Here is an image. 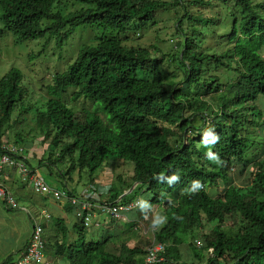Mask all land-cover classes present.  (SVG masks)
<instances>
[{"label": "trees", "instance_id": "obj_1", "mask_svg": "<svg viewBox=\"0 0 264 264\" xmlns=\"http://www.w3.org/2000/svg\"><path fill=\"white\" fill-rule=\"evenodd\" d=\"M70 1L85 7L67 13ZM221 1L228 14L218 35L229 48L219 53L212 43L218 40L214 18L189 11L191 3L208 9L213 2L206 0H0V23L19 43L47 34H61L62 42L81 26L104 31L53 77L44 108L35 113L36 105H25L23 112H34L43 141H51L42 161L54 167L70 162L67 174L87 169L93 183L109 158L135 164L132 182L116 176L122 183L113 181L109 199L113 205L136 203L145 189L151 198L133 210L137 219H144L146 208L162 209L166 221L154 237L166 251L155 264H264V158L251 153L264 148L258 107L264 98V2ZM171 7L182 9L175 26L181 42L172 55L156 59L149 49L126 44L128 36L148 30L155 14ZM24 79L17 68L0 79V142L25 104ZM68 90H73V102L100 103L108 121L76 114L63 100ZM250 104L254 108L247 114ZM247 167L252 182L239 188L233 175ZM232 215L239 216L238 228L224 230ZM204 221L217 225L210 233L196 234ZM42 224L44 237L51 234L47 250L67 264L146 263L145 245L124 241L111 251L112 236L89 240L82 219L73 230L51 215ZM184 244L191 262L182 252Z\"/></svg>", "mask_w": 264, "mask_h": 264}, {"label": "rangeland", "instance_id": "obj_2", "mask_svg": "<svg viewBox=\"0 0 264 264\" xmlns=\"http://www.w3.org/2000/svg\"><path fill=\"white\" fill-rule=\"evenodd\" d=\"M165 1L173 2L174 0ZM206 1L210 3L213 2L215 5H217V7H214V4L212 3V5L207 9L203 6L195 7V5L191 3V5L189 6V11L194 15L201 14L203 16L206 15L207 17L214 18L217 24L216 37L218 40L214 42L213 39L212 43H216L214 46H216V50L221 53L229 48V45L225 43L226 39L220 38L218 35L222 34V32L225 30L224 25L227 21L225 17L228 13L227 10H223L224 8L221 3L224 2H222L221 0ZM258 1L264 2V0ZM187 2L189 3L191 2V0H187ZM228 6H231V3H228ZM82 7L85 6L74 1H70L68 2L67 13H69L70 11H78ZM181 12V7H171L170 10L158 12L157 14H155L154 20L150 21V27L148 28V30L142 31L138 35L131 34L130 36H128V38L130 39L126 41V44L135 48H147L152 52L153 58L156 59H161L164 55H172L174 51L177 50L176 43L181 42V38L177 35L175 29L177 20L181 16ZM4 30L5 28L0 23V79L11 69H20L25 74L24 80L27 86V91L24 96L25 104H21L19 109L15 111L14 115L12 116V120L10 121V127L5 128L6 130L3 131V138H5V141L9 142V144L12 145L18 144L28 148H31L32 145H35L36 152L41 155L44 153L42 155L44 156L45 154L50 152L48 151V149H50L51 141H43L44 138L39 134V129L35 124L34 112L37 113L39 108H44L45 102L49 99L48 86L52 83L53 77L58 73L64 72L67 67L71 63H73L83 45H95L98 42V39L103 36L104 31L98 29L95 26H81L77 28L68 39L62 42L60 39L61 34H47L40 40L19 43L12 34H9ZM72 98L73 90H68L63 94V100L67 102V104L74 110L76 114H90L92 117L98 116L105 122L108 121L109 116L100 103L96 101L92 102L84 98L73 102ZM25 105L26 107L36 105V109H34V112H23ZM258 107L263 113L262 119L260 121H263L264 98L260 100V102L258 103ZM253 108V104H250V106L245 108L244 112L249 114L253 111ZM252 135L253 132L251 133V137ZM263 136V132H260L259 137L261 138ZM256 149L251 151V153H256V156L259 157V159H263L264 148H260L258 153L256 152ZM32 165L36 167L37 163L36 165L35 163H32ZM46 165L40 166V172L45 177L46 181L50 185L55 187L54 189L58 188L62 191H73L74 195L80 198L101 201L102 195H104V193L100 194L98 188L96 187L97 185L91 184L90 172L87 169L82 172L76 170L67 174V170L70 167V162L59 164L56 167ZM108 168L111 170L112 174L115 175V177L122 176L127 180V182H132L131 176L134 174L135 164L118 160L117 158L113 157L107 160L103 168L99 169L93 175V178H95V176H99L102 170H106ZM249 170L250 167H247L243 174H240L239 171L236 170L233 175L235 186L247 189V187L252 182V171ZM114 182L117 186L121 185L122 183L117 179V177L114 178ZM91 185L93 187H91ZM17 186L25 185L20 180L18 181V185L16 184V187ZM136 186L137 185L134 184L128 195L132 194L133 188H135ZM12 188L13 185L10 186V189ZM217 189L222 192L223 186H220ZM23 190H25V200H22L21 202L27 201L28 198L38 200L39 195H35L30 186H25ZM107 195L110 194L107 193ZM150 198L151 194L145 192L144 189L139 197V200H141V203H143ZM22 204L25 205V207L27 206L25 202ZM146 213L147 214L144 216V219H141L142 221L140 220L139 222L132 225L123 221L113 220L109 216L97 211L99 220L102 221L103 219H107V223L103 226L94 225L89 227L87 229L88 239L100 241L105 239V237L109 235H114L113 239L117 236V240L111 241L108 246V249L111 251L119 250V246H122L124 240H127L130 246L139 244L145 245L144 247L146 248L153 242V233L157 229V227L163 224V222L161 221L162 219H164L163 211L161 208L153 211L148 209ZM18 214L20 213L13 212V215L15 216H19ZM21 214L22 216H26L23 212H21ZM38 215L39 214L37 213L33 216L36 218L38 217ZM22 216L20 218H22ZM96 222L97 221L94 219L92 223ZM216 225L217 224H210L204 221L201 230H197L196 234L202 235V233H210ZM238 226L239 216L232 215L226 218L225 222L222 225V228L224 230L231 228L237 229ZM6 230L11 232L9 228H7ZM127 230L128 233L126 232ZM24 232H26L25 229ZM50 235L51 234L49 232H47V234L45 235L47 243L50 241ZM186 244L183 245L182 252L186 254L187 260L191 262V260H193V257L189 253L188 245L186 246ZM1 247L2 249H5L8 248L9 245L1 244ZM48 254L51 264H64V260L61 257H52L53 251L51 249H48ZM207 255H209V253Z\"/></svg>", "mask_w": 264, "mask_h": 264}, {"label": "built area", "instance_id": "obj_3", "mask_svg": "<svg viewBox=\"0 0 264 264\" xmlns=\"http://www.w3.org/2000/svg\"><path fill=\"white\" fill-rule=\"evenodd\" d=\"M20 151L7 144H0V200L10 209L19 210L21 206L15 199L13 193L2 181L4 174L8 171H16L23 182L31 184L34 193L41 196H52L59 204H67L73 207L77 212L78 218L84 221V225L87 228L91 227L94 218L98 216L97 211L109 216L113 220L123 221L127 214L133 212L137 207L142 206L141 201L125 205H113L110 199L92 201V199L75 196L69 190L62 191L54 189L38 169L29 167L24 160L19 159L18 155ZM91 187L93 186L91 185ZM48 219H50V214L48 213H42V215L36 218L32 217V233L29 244L23 256L14 264H51L42 224ZM163 254H165V246ZM163 254L157 250L152 251L147 256L145 264H155L162 261Z\"/></svg>", "mask_w": 264, "mask_h": 264}, {"label": "crops", "instance_id": "obj_4", "mask_svg": "<svg viewBox=\"0 0 264 264\" xmlns=\"http://www.w3.org/2000/svg\"><path fill=\"white\" fill-rule=\"evenodd\" d=\"M27 145V144H23ZM27 150V156H28V162L29 165L34 167L32 163H37L36 167L34 168H39L40 171V166L43 165H49L47 161H42L44 158H47L49 155V152L42 156L38 152H36V147L35 145H32L31 148L25 147ZM50 151V149H48ZM44 162V163H43ZM46 165V166H47ZM41 173V172H40ZM115 175L112 174L111 170L108 168L106 170H102L101 174L99 176H95L94 182L91 184H96L98 191L102 195L101 200L109 199V191L111 189V185L113 184ZM22 181L20 175L16 171H8L4 174L3 176V183L6 185V187L13 193L15 199L17 202L20 204L21 209L19 210H11L8 208L1 200H0V264H10L15 261H17L25 252L32 233V217H34V214H39L42 215V213H48L50 214L53 218H63L70 228V230H73V226L75 222L79 219L77 216L76 210H70L69 205L67 204H59L57 201L54 200L52 196H41L39 195L38 200H33L28 198L27 201L25 200V190L23 188L25 186H30L31 190L33 191V188L31 184H28V182H23L25 186H17L18 181ZM13 185V188L10 189V186ZM50 185V184H49ZM67 185V183H66ZM52 186V185H50ZM53 187V186H52ZM55 188V187H53ZM58 189V188H56ZM134 189V188H133ZM60 190V189H58ZM73 192V191H71ZM126 192L125 194H127ZM17 194V195H15ZM106 194V195H105ZM35 195H38L35 193ZM17 196V197H16ZM93 201V199H92ZM27 205H23L24 203ZM37 202V203H36ZM149 209V208H148ZM147 208L145 210H148ZM13 212H19V216L13 215ZM21 212L25 213L26 216H22ZM37 212V213H36ZM38 215V216H39ZM22 216V218H20ZM158 216V214H157ZM139 217V213L131 212L126 215L125 220L123 222H126L128 224H134L139 222L140 220L137 219ZM97 222L92 223L91 226H103L107 223V219H103L102 221L99 220L98 216L94 218ZM94 221V220H93ZM142 221V220H141ZM165 219H162L161 222H165ZM162 225V224H161ZM9 228L11 232L7 231L6 229ZM24 229L26 232H24ZM50 229V228H49ZM156 231V230H155ZM154 231V232H155ZM50 232V230H49ZM128 233V230L126 231ZM72 237L75 235L72 233ZM111 241L117 240L116 238L113 239L114 235H109L106 236L105 239L108 237H111ZM154 237V233L153 236ZM73 239V238H72ZM125 241V240H124ZM127 241V240H126ZM128 242V241H127ZM124 243V242H123ZM1 244L4 245H9L8 248L2 249ZM200 248V247H199ZM64 260V259H63ZM64 264H67V262L64 260ZM197 263V262H196ZM197 264H204V263H197Z\"/></svg>", "mask_w": 264, "mask_h": 264}, {"label": "bare ground", "instance_id": "obj_5", "mask_svg": "<svg viewBox=\"0 0 264 264\" xmlns=\"http://www.w3.org/2000/svg\"><path fill=\"white\" fill-rule=\"evenodd\" d=\"M0 144H7V145H9V146H12V147H15V148H17V149H19V150H21L19 153V159L20 160H24L25 161V163H26V165H28L29 167H31L32 168V166L31 165H29V162H28V156H27V150H26V148L24 147V146H21V145H18V144H9V142H7V141H5V138H2V141L0 142ZM34 169V168H33ZM137 230V229H136ZM31 238V237H30ZM153 240V242L151 243V244H149L148 245V247H147V255H146V259H147V256L148 255H150L151 253H152V251H154V250H157L159 253H161V254H163L164 253V246H163V244H161L160 242H158L157 240H156V238L155 237H153L152 238ZM196 244H197V246L198 247H201L202 246V243H201V241L200 240H196ZM165 251H166V246H165ZM213 249H210L209 251H207L206 252V254H208L209 253V257L213 254ZM24 254V253H23ZM23 256V255H22ZM21 256V257H22ZM20 257V258H21ZM19 258V259H20ZM18 259V260H19ZM17 260V261H18ZM17 261H15V262H17ZM15 262H13V263H10V264H14ZM160 262V261H159ZM184 264H192V263H184ZM195 264H197L196 262H195ZM205 264V263H204Z\"/></svg>", "mask_w": 264, "mask_h": 264}, {"label": "clouds", "instance_id": "obj_6", "mask_svg": "<svg viewBox=\"0 0 264 264\" xmlns=\"http://www.w3.org/2000/svg\"><path fill=\"white\" fill-rule=\"evenodd\" d=\"M141 201V200H140ZM142 202V201H141ZM80 219V218H79ZM87 228V227H86Z\"/></svg>", "mask_w": 264, "mask_h": 264}]
</instances>
